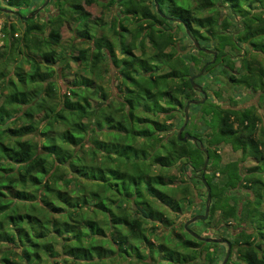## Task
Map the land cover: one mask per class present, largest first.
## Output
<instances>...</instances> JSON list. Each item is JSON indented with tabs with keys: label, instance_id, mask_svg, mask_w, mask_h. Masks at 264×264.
Wrapping results in <instances>:
<instances>
[{
	"label": "trees",
	"instance_id": "trees-1",
	"mask_svg": "<svg viewBox=\"0 0 264 264\" xmlns=\"http://www.w3.org/2000/svg\"><path fill=\"white\" fill-rule=\"evenodd\" d=\"M50 1L78 15V39L90 46L70 56L57 51L61 8L38 22L31 0H0L33 14L25 20L18 13L21 28L5 21L1 29L0 264H218L214 242L196 239L184 224L175 237H161L157 226L172 224L164 207L179 216L202 199L195 191L202 177L209 214L188 228L201 236L200 222L211 232L230 231L225 264L234 253L239 264H264V114L254 105H224L216 92L191 104L188 112L200 111L201 121L189 115L185 129L208 151L205 170L197 142L183 141L169 121L202 98L189 78L208 55L179 53L180 31L217 52L196 84L241 59L228 82L264 94V63L257 61L264 56V0H108L118 11L99 25L118 36V54L83 7L98 0ZM70 59L88 76L66 81L60 94L56 67L64 71ZM110 66L117 93L95 81ZM225 145L237 160L222 162ZM246 160L253 164L244 168Z\"/></svg>",
	"mask_w": 264,
	"mask_h": 264
},
{
	"label": "rangeland",
	"instance_id": "rangeland-1",
	"mask_svg": "<svg viewBox=\"0 0 264 264\" xmlns=\"http://www.w3.org/2000/svg\"><path fill=\"white\" fill-rule=\"evenodd\" d=\"M31 1L33 4H32V6H30V9H37V8H39V6H42L43 5L42 3L44 2V0H31ZM107 1L108 0H98L97 2L93 3L92 5H87L86 3L83 2V7L87 12L90 13V20H94L96 22L97 25L95 24V26L99 30V33H103V34L107 35L108 38L114 43L115 52L117 51V54H118L120 52V50H119L120 45H119L118 39H117L118 36L116 34H114L107 25H103V27H102V25H99L102 22L110 21L113 18V16L116 15V12L118 11L119 7L116 3H108ZM104 4H107V6H105ZM0 8L6 9V10L0 9V21L2 23L5 21H12V22H15L17 24V26H19L21 28L22 23L19 19V15L12 13L10 11H7V10H12V11L18 12V10L13 9V8L8 9L1 2H0ZM60 8L62 10H64V16H63L64 21H63V24L60 28L61 38H60L59 44L56 46V49H57V51L65 52V54H67L69 56L70 55H76L78 52V49L86 48V47L90 46L91 43L89 41H86V40L84 41V40L78 39V33H77L76 29L80 28L82 21H80V19L78 18V15L72 13L71 10H69V7H67L66 5L65 6L64 5H58L57 3H55V1L48 0L47 4L42 6L39 9L38 13L35 14L36 15L35 20L38 22H41L45 19H49L53 15L57 14L59 12ZM30 9L29 8L26 9L25 7L20 9V12H21L20 15L26 16V15L30 14L29 13ZM20 12H18V13H20ZM205 13L206 12H203L202 15H204ZM221 16L224 17V13ZM31 17H33V14L30 16V18ZM95 18H96V20H95ZM91 25H94V24H92V21H91ZM127 27L130 28V25L128 24ZM123 33H125V32H123ZM176 36H178V39L180 40V42H178V44H177V48L179 49V53H184L186 56H187L188 52H191L193 54H197L196 50L193 49V43L191 41H189L187 38H185L181 31L179 33H177ZM145 43H146V41H145ZM182 45L185 48H181ZM145 48H146L147 53L151 52L149 46H146ZM226 50H229L228 47L226 48ZM135 52H137V50H135ZM211 57H212V55L210 53H208V55L204 56L202 59H203V61H205V60L210 61ZM257 61L264 63V56L258 55ZM241 63H242L241 59H236L234 62V67H235L234 70L233 69L232 70L227 69L226 72H224V73L221 72V70L219 68L216 69L213 72L214 73L213 75H209V76L206 75L203 79H201L199 81V85L203 89L207 88L206 95H207V97H209L210 101L213 100L214 92H216L218 94L219 101L222 102L224 105L229 103V104H233L239 108H242L244 106L254 105V106H256L258 113L264 114V94L263 93L251 92L247 88L240 86L238 84H235L234 82H231V81H230V83L228 82L229 81V78L227 77L228 74L235 75L236 77L239 75V71L237 69L239 68ZM11 67H12L11 65L8 66L9 69H11ZM22 67L24 69H28L29 64H27L23 61ZM9 69H8V71H9ZM110 69H111V71L104 75L103 80H101V81L95 80V81H96V83H101L104 86V88H106V90L113 91V93H117L119 91L117 86L115 87L114 81H111L109 79V77L111 76V73L113 75V72L115 70H113V66H112V68L110 66ZM56 70H57V73L55 75L58 76V78H59L58 79L57 92H59L60 94L63 93L66 89V86H67L66 81H70V79H73L74 76H78V75L88 76V74H86V72L83 70V68L78 66L76 64V62L72 59L69 60V66L67 68H65L64 71H62V68H60V67H56ZM88 73L90 74V72H88ZM194 74H197V70H195V69H194ZM202 75H204V73ZM61 78H67V80H64ZM1 83H2V81L0 80V90L2 89ZM201 97H202V94H201ZM188 115H190L192 117V119H193L192 121H195L197 125L199 124V120H200V116H201L200 111H194V110L190 109V111L188 112ZM189 120H190V118H188V121ZM169 121H171L174 124L175 129L173 130V132L177 133L178 129L180 128V126L184 122V118H181V116L176 115L175 118L173 117ZM56 127L60 128V125H57ZM206 128H208V126H206ZM190 130H191V132H195L198 130V128H194L193 131H192V128H190ZM185 131L188 132L186 129H185ZM219 152H220L221 159H222L223 163L233 161V160H237L239 157L238 152H233L231 150L230 145H225V146L220 147ZM252 164H253V162L246 160L243 163V166L245 168V167H248ZM155 169L157 170V168H155ZM171 172L176 173V170L172 169ZM179 178H181V176ZM196 190L202 195L201 196L202 199L197 198L194 207L193 208H191V207L186 208V210L181 212L179 216H175V215L171 214V212H168L165 207L163 208L165 216H168L171 219L172 224H168V223L167 224H158L157 223L158 231H159L161 237H163L165 234H167L169 232H171L172 236L175 237L177 234H180V232H181L180 225L184 224L185 221H187L189 218L194 216L195 212L198 211L199 212L198 214H203L204 209H205V206H203L205 204L203 202V199H204L203 194H205L206 188L203 185H197V188L195 189V191ZM244 193L247 194V192L245 190H244V192H242L240 194L245 195ZM195 229L200 231L203 236L217 237V238L222 237V238L227 239L228 241L232 240L234 237L233 234L230 231L225 230V228H220L218 232L217 231L211 232L205 227V224L201 223V222L197 223L195 225ZM152 238L153 237L151 236V239ZM153 239L155 241H158L155 238H153ZM159 241H161V239H159ZM214 243H215V245L211 246L210 250L213 252V255H215V256L217 255L216 262L218 264H221V262L225 256L226 245L224 243H218V242H214ZM231 260L233 261V263L231 262V264H239V262H240L237 260L235 253L232 255ZM205 263H206V261H205Z\"/></svg>",
	"mask_w": 264,
	"mask_h": 264
},
{
	"label": "water",
	"instance_id": "water-1",
	"mask_svg": "<svg viewBox=\"0 0 264 264\" xmlns=\"http://www.w3.org/2000/svg\"><path fill=\"white\" fill-rule=\"evenodd\" d=\"M47 2H48V0H44V3H43L42 6L46 5ZM42 6H40L39 8H37V9L35 10V12L39 11V9H40ZM0 9H1V10H6V9H3V8H0ZM7 11H10V12H12V13L18 14V12H16V11H12V10H7ZM30 16H31V14H28V15L24 16L23 18L26 20V19L29 18ZM191 39H192V38H191ZM192 41H193V44H194V46L196 47L197 50H201V51H204V52H206V53H210V54L213 55V58H212L210 61H207V62L203 65V67L201 68V70L199 71V73H197V74H195V75H193V76H191V77L189 78L192 87L195 88L196 90H198L199 93L202 94V98H201V99H198V100L192 99V100L187 101V103H186V105H185V107H184V122H183V124L180 126V128L178 129V131H177V135H178V137H180L181 134L183 133V136L181 137V139H182L183 141H185V140H191V141H193V142H197L198 146L200 147V149H201V150L204 152V154H205V159H204L203 166H202L203 170H205V169H206V166H207V163H208V159H209L207 149L203 146V144H202L201 142H198L197 137L191 135L190 133H188V132H186V131L184 132V129H185L186 123H187L188 118H189V115H188V109H189V106H190L191 104H200V103H203V102L206 100V98H207L206 91H205L200 85L196 84V83L194 82V80H195L197 77L201 76V75L204 73V70H205V68H206V66H207L208 64L213 63V62L215 61L216 56H217V52H216L215 50H212V49H209V48H205V47L200 46L199 43H198V41H196L195 39H192ZM202 182H203L204 187L206 188V192H207V193H206V197H207V198H206V203H205V209H204V212H203V214H196V215L192 216L191 218H189L187 221H185V223H184V228H185V229H186V230H187V231H188L193 237H195V238L198 239V240H201V241H204V242H218V243H221V242H222V243H225V245H226V252H225V256H224V258H223V260H222V262H221V264H225V262L227 261L229 255H230V252H231V244H230V242H229L228 240H226V239H224V238H222V237L214 238V237H205V236H201V235H198L196 232H194V231H192V230H190V229L188 228V226H189L191 223L195 222V221H198V220H205V219L208 217V214H209V207H210V200H211V196H210V188H209V186H208V183L206 182V180H205L203 177H202Z\"/></svg>",
	"mask_w": 264,
	"mask_h": 264
},
{
	"label": "flooded vegetation",
	"instance_id": "flooded-vegetation-1",
	"mask_svg": "<svg viewBox=\"0 0 264 264\" xmlns=\"http://www.w3.org/2000/svg\"><path fill=\"white\" fill-rule=\"evenodd\" d=\"M118 1H119V0H118ZM43 3H44V2H43ZM43 3H42V4H43ZM84 3H85V2H84ZM93 3H95V2H93ZM93 3H91V4H87V5H92ZM39 7H40V6H39ZM35 10H36V9H35ZM35 10H34V13H35V14H37V13H38V11H37V12H35ZM30 14L32 15V13H30ZM195 40H196V39H195ZM190 41L193 43V41H192V39H191V38H190ZM196 41H197V40H196ZM194 48L196 49V47H195V46H194V44H193V49H194ZM195 49H194V50H195ZM196 50H197V49H196ZM211 55H212V54H211ZM212 56H213V55H212ZM216 57H217V56H216ZM212 58H213V57H212ZM224 239H225V238H224ZM226 240H227V239H226ZM221 243H222V242H221ZM224 244H225V243H224Z\"/></svg>",
	"mask_w": 264,
	"mask_h": 264
},
{
	"label": "built area",
	"instance_id": "built-area-1",
	"mask_svg": "<svg viewBox=\"0 0 264 264\" xmlns=\"http://www.w3.org/2000/svg\"><path fill=\"white\" fill-rule=\"evenodd\" d=\"M2 22L0 21V45L2 44V38L4 37V34L2 33Z\"/></svg>",
	"mask_w": 264,
	"mask_h": 264
}]
</instances>
